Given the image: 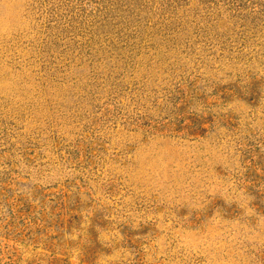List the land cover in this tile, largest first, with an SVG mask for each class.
<instances>
[{
	"label": "rangeland",
	"instance_id": "1",
	"mask_svg": "<svg viewBox=\"0 0 264 264\" xmlns=\"http://www.w3.org/2000/svg\"><path fill=\"white\" fill-rule=\"evenodd\" d=\"M0 264H264V0H0Z\"/></svg>",
	"mask_w": 264,
	"mask_h": 264
}]
</instances>
